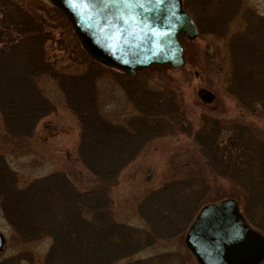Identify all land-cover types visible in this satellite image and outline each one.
<instances>
[{"label":"rangeland","instance_id":"obj_1","mask_svg":"<svg viewBox=\"0 0 264 264\" xmlns=\"http://www.w3.org/2000/svg\"><path fill=\"white\" fill-rule=\"evenodd\" d=\"M182 3L199 31L193 40L180 37L185 65L126 77L87 55L72 24L50 0H0L2 30L8 24L17 27L14 23L23 18L31 25L17 28L42 33L0 55V99L6 101L0 104H7L11 94L20 110L35 103L48 109L28 126L17 122L27 127L22 133L17 123L7 124L3 113L12 110L0 108V162L14 177L27 212L40 214L39 225L31 229L22 215H5L8 206L0 198V233L6 239L0 264H198L185 244L187 232L204 206L226 199L236 200L250 226L264 236V0ZM18 8L21 14H11ZM218 60L221 71L213 70ZM84 87L92 91L91 112L72 104ZM202 89L214 94L213 103L201 101ZM94 110L113 129L104 133L113 140L105 156L100 146L104 130L93 135L82 124L87 116L94 118ZM172 111L183 117L161 137L133 133L138 126L133 127L132 118L147 120L146 113L158 118L159 113L171 122ZM221 136L226 141L213 146ZM129 140L133 149L125 147ZM84 143L97 156L86 152ZM214 147L223 157L227 151L231 164L228 157L217 159ZM119 161L125 163L120 169ZM106 168L116 172L113 181V174L103 180L111 201L102 209L117 226L114 232L101 226L103 232L82 242L78 216H96L99 190L90 189ZM167 185L175 187L172 192L164 189ZM162 188L160 196L150 195ZM64 194L66 205H57L56 195ZM45 208H55L58 223L64 222L56 231L42 221L50 211ZM93 242L96 247L87 246Z\"/></svg>","mask_w":264,"mask_h":264},{"label":"water","instance_id":"obj_2","mask_svg":"<svg viewBox=\"0 0 264 264\" xmlns=\"http://www.w3.org/2000/svg\"><path fill=\"white\" fill-rule=\"evenodd\" d=\"M72 24L94 61L127 75L152 65H185L180 36L199 31L182 0H50ZM202 102L215 99L199 91ZM185 244L198 264H263L264 236L254 230L234 199L204 206ZM5 239L0 234V253Z\"/></svg>","mask_w":264,"mask_h":264},{"label":"trees","instance_id":"obj_3","mask_svg":"<svg viewBox=\"0 0 264 264\" xmlns=\"http://www.w3.org/2000/svg\"><path fill=\"white\" fill-rule=\"evenodd\" d=\"M9 9L10 8H7L6 10H9ZM11 10H13L11 12V14L14 11H15L16 14H21V12H22L20 8H18V10H14V9H11ZM9 11H7V12H9ZM19 17H21V16H19ZM22 19L23 18H19L18 22H15L14 23L15 24L14 26H17V27L21 28V27H25V26H30L31 25V23H29V22L25 25L24 23H22L23 21L22 22L20 21ZM11 26H12L11 24H8L7 27L6 26L4 27L5 28L4 30H2L1 29V26H0V55L1 54H5V52H8L9 51V50L6 51V49L8 48V46L11 49L14 50L15 48L18 47V44H23V43L26 42V37H29L28 39H31V37H30L31 34H36V35H34L32 37L38 36V38H39V35L42 34V33H40L37 30V28L36 29L34 28L35 31L29 32V30H21V29H19L17 27H11ZM240 44L242 45L241 50H243L244 47L246 48V46H247L246 41L240 42ZM44 57H45V51L42 49V55H39V60L40 61H43V64H44ZM216 63H218V64H216ZM220 63L221 62L219 60H218V62L212 63V66L214 65L213 70H215V71H221L222 66H221ZM162 67H165V66L155 65V66H151L150 68H162ZM37 68H39V66ZM146 70H144V71H146ZM40 71L42 72V70H40ZM122 76H124V75H122ZM23 81H21V82H23ZM26 81L27 80H25L24 82H26ZM1 85H2V82H1V79H0V86ZM79 92H80L81 95L78 94L75 97V98H77L76 100H78L77 103L74 100V102H72V104L76 108L78 106H80V108H82L84 110H87V112H89L90 111L89 110L90 109V104H91L90 96L92 97V95H91L92 94V91L91 90H88V89H86L84 87V89L82 91H79ZM85 94H87L86 97H85ZM12 96L13 95L8 94V97L10 99H11ZM9 98H8L9 101H7V104H5V105L2 104V103L0 104V108L1 109H10V110H12V112H9L8 111L7 113H3L5 115L7 124H9L10 126L12 124L17 123V122L22 123V121H24V124L28 126L30 123L33 122V119H35V120H37L38 118L41 119L39 116L41 115V117H44V116H46L45 113L48 112V109L45 108V107H43V104L42 103H35L34 105L30 104V106H28L25 111L23 109L20 110V108L17 107L16 105H14L13 102ZM4 99L5 98H3V100L0 99V102L2 101V102L5 103L6 101ZM33 100L35 101L37 99H33ZM24 105H26V104H24ZM242 107H246L247 110L249 112H251V109L249 107H247V105L242 106ZM94 113H95V115H94V118H92V119L89 116H87V118H90L91 120H88L87 118H84L85 119L84 121L82 120V124L84 126L83 128L87 132H90L93 135H95L96 129H102V130H104L103 131V135H102V139L99 137V139L97 138V141H99L100 139L103 140L100 143V146H102V155L105 156L106 153H107V144L109 142L113 141L111 139V137H112L111 136V133H113L112 132L113 129L111 128V124L109 122H107L104 118H102L100 116L99 112H97L96 110H94ZM146 114L147 115L150 114L148 116L147 120H144V119L138 118V117L132 118L131 121H132L133 127L138 126V128L134 129V131L132 130L135 135H138L139 133L142 132V134L143 133L145 135L146 134H149L150 136H153V138H154V135H155V138L157 136L158 137H161L162 136V134H161V131L162 130L168 129L169 128L168 126H171V123H173L174 120H176V118H181V116L183 117V114L181 112L180 113H177L175 111H172V115H174V118H169V119H171V122H170V121H168L167 118L161 116L159 113L157 114V117L158 118H153L151 116V115H154L155 116L156 114H154V113H146ZM147 115L144 114L142 117L145 118V116H147ZM177 123H178V125H180L179 122H177ZM180 123H182L183 125L184 124H188V122L187 123H184L182 121V119L180 120ZM16 127H18L21 130L22 133H24V131H26V129H27V127H23V128L20 127L19 124H18V126L16 125ZM182 127L180 125V128H182ZM168 130H170V128ZM107 131H111V133L109 135L107 133H106V135H104V133L107 132ZM182 131L183 130H177V134H179V132L182 133ZM169 133H171L172 135H175L172 131H169ZM95 139L93 140L94 143L97 142V141H95ZM217 141H220V142H217ZM221 141L223 142V141H226V140L225 139H222V136H221L218 140H216L212 144L214 146V143L215 144L217 143V144H220V146H221ZM86 143H87V141H86ZM86 143L83 144V146L86 147V152L90 153V155L94 154L93 156H97V155H95L96 154L95 153V149H93L92 146L89 145L90 143H88V145ZM125 145H126L125 146L126 148L127 147L128 148L129 147H132V149H133V147H135V146H133L131 140H129L128 142H126ZM94 146H98V145L97 144H94ZM224 149H225L224 151L227 150L226 148H224ZM213 151L215 153H217V156L216 157L219 160H223V159H225L226 157H228L230 155V154L228 155V153L226 151V153L224 155L225 157H223V153L222 152H218V149L216 150L215 147H214V150ZM221 153H222V155H221ZM244 154H245L244 152L243 153H240V156L241 155H244ZM80 156H81V154H80ZM228 158H226V159L229 160L228 163L231 164V161L234 160V159H232V158H229L228 159ZM118 163L116 165L119 166V169H120V166L121 165H124L125 164L124 162H121V161H119ZM236 165L234 164L233 167H235ZM236 167L240 168L239 165H237ZM226 168L230 170L232 168V166H230V167L227 166ZM102 172L103 173H101V181L99 182L98 186L94 187V189H90L91 191H94V192H98V190H99V193H97L98 195H96V197H95L96 198V201H97L96 202L97 203L96 204V206H97L96 207V216L95 217L93 216V218L88 219L87 217H82V216L80 217V215L78 216V214L75 215L73 213L74 218L77 219V221H78V217L80 219V221H79L80 226L78 228L80 230L79 233H82V235L80 236L82 242L83 241L84 242L87 241V239L84 238L85 236H87V237H89L91 235L94 236V234L103 232L104 230L110 231V232H114V231H111V229L112 228H116L115 226H117L115 224V222L112 220V218L107 215V213L105 212V210L102 209V207H104V209H105L107 206H109L108 204L111 201L110 198H109V196H108L109 191L107 189V186L104 184L103 180L105 181V180L109 179V176H111L113 174V177H112V181H113V179H115V172L116 171L114 169L113 170H111V169L109 170V168H106ZM57 175H61V177L63 179H66L65 178L66 176H63L64 174L58 173ZM227 180L233 182V181H235L237 179H236V177L235 178L234 177L233 178L232 177H229V178H227ZM236 182H239V181H236ZM114 183H115V180H114ZM73 186H71V188H73ZM169 188H170V192H172L173 188H175V187H173L171 185H167V186L164 187L165 190H167ZM164 189L162 188V189H160L158 191L152 192L150 195H152V197L153 196H160L161 195L160 192L163 191ZM90 190L86 191V193L89 192ZM72 191H74V190H72ZM18 195H19L18 194V189L15 186L14 177L12 176V174L8 170H6L4 168V165L2 164V162H0V198L2 200V203L3 204L6 203L7 206H8V207H5V209L7 210V212L5 211L4 214L5 215L8 214L9 217L10 218L12 217L13 219H16L20 215H22L23 221L25 220L28 223V227H31V229L33 227H36V225L38 226L39 224H38L37 219L39 218L40 214L38 215V218H37L35 216V210H34L33 207H29V208L32 209V210H34V212H27L28 206H27L25 200L22 199L20 201V197ZM56 196H57V199L56 200L58 201V204L57 205H60V204L61 205H64V204L66 205V203H64V202L66 201L65 199H67L66 197L68 195L64 194L62 196V198H60L59 195H56ZM83 197H84V199L86 198L85 197V194L83 195ZM68 202H70V201H68ZM84 208H85V205H84ZM45 209L46 210L47 209H50V211H48L47 216L45 218L44 217H41V218H43L42 221L43 222L46 221V223H52L55 226L54 228H55V231H56L57 226H62V224L64 222L58 223L60 220H59V216L56 214V209L55 208L53 209L54 212L53 211L51 212V208H45ZM84 210H86V208ZM179 210H181V207L179 208ZM87 213H89V212L87 211ZM75 216L76 217L78 216V217L76 218ZM67 217H68V215H67ZM64 218H65V215H64ZM61 219H62V216H61ZM52 220H53V222H51ZM70 221H73V219H71ZM69 222H67V223H69ZM47 225H51V224H47ZM101 226L104 227V230L101 228ZM159 234H161V233H159ZM93 240L94 239H91V241H93ZM94 243L95 242H93L91 245H87V246L88 247H90V246L96 247V243L95 244ZM62 257L64 258L65 257V254H62ZM66 261L68 263V259H66Z\"/></svg>","mask_w":264,"mask_h":264},{"label":"flooded vegetation","instance_id":"obj_4","mask_svg":"<svg viewBox=\"0 0 264 264\" xmlns=\"http://www.w3.org/2000/svg\"><path fill=\"white\" fill-rule=\"evenodd\" d=\"M117 74H120V75H124V76H126L125 74H122V73H120V72H118V71H115ZM4 239H5V237H4ZM5 241H6V239H5ZM5 244H6V242H5ZM5 247V246H4Z\"/></svg>","mask_w":264,"mask_h":264}]
</instances>
